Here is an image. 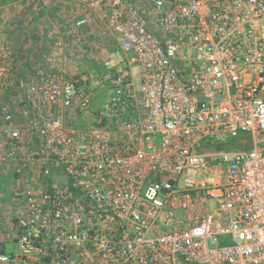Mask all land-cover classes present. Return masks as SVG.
<instances>
[{
  "label": "built area",
  "instance_id": "built-area-1",
  "mask_svg": "<svg viewBox=\"0 0 264 264\" xmlns=\"http://www.w3.org/2000/svg\"><path fill=\"white\" fill-rule=\"evenodd\" d=\"M75 1L113 34L103 67L119 70L109 119L85 129L59 41L16 83L0 21V164L25 178L0 264H264V147L200 151L264 134V0Z\"/></svg>",
  "mask_w": 264,
  "mask_h": 264
},
{
  "label": "crops",
  "instance_id": "crops-1",
  "mask_svg": "<svg viewBox=\"0 0 264 264\" xmlns=\"http://www.w3.org/2000/svg\"><path fill=\"white\" fill-rule=\"evenodd\" d=\"M83 17H87V22L81 27H76L75 23ZM0 21L3 24V36L8 54L20 64V69L12 74L14 82L22 83L26 80L28 72L36 67L32 65V62L37 61L38 58H46L51 44L58 40L60 55L57 72L64 80L72 81L85 90L89 89L90 83L85 81L90 77L93 79L103 77L113 84L112 80L119 70H105L103 60L115 46L114 36L95 13L86 11L79 2L75 0H0ZM105 46L110 48L103 49ZM79 82L81 84L78 85ZM95 84L97 82H94ZM6 95L4 90H0V97L6 98ZM68 121L72 128L85 129L91 126L93 119L86 113H74L69 115ZM246 135L250 136L253 142L264 144V138L258 139L262 134L255 140L253 136ZM233 139H237L235 142L237 145L247 143L245 138ZM228 147L233 146H226V149ZM211 149L212 146L209 145L200 147V151L203 152L213 151ZM4 168L13 172L12 165L0 164V174ZM210 170L212 173L220 171L212 167ZM3 230L5 228L0 229L2 232L0 238Z\"/></svg>",
  "mask_w": 264,
  "mask_h": 264
},
{
  "label": "rangeland",
  "instance_id": "rangeland-1",
  "mask_svg": "<svg viewBox=\"0 0 264 264\" xmlns=\"http://www.w3.org/2000/svg\"><path fill=\"white\" fill-rule=\"evenodd\" d=\"M109 46H105L103 49L108 50ZM44 60V58H38L37 61L32 62L33 66H36V62L41 63ZM131 73L133 74V82L135 85V88H139V69L132 67ZM86 72V71H85ZM87 73V72H86ZM99 77H96L93 79V77H90L89 79H86L85 83H90L89 89L86 91L88 92L90 103L85 112H82V114L86 113L88 117L92 118L94 121L99 117H105L106 120L109 119L108 115H106L105 112V104L107 101V97L109 94H112L114 91V86L111 81L104 79L101 77L100 79H97ZM94 82L97 84L94 85ZM81 84V82L78 83V85ZM77 85V84H76ZM130 110L126 108L123 112V118L124 119H131ZM241 138H245L247 140V143L245 145H237L235 142H237V139L230 138L228 136H225V142L223 144H220L215 141H209V140H203L201 141V146H212L213 152L216 151H231V150H247L254 146L253 140L250 138V136L246 134L239 135ZM238 137V138H239ZM264 134L258 137L259 140H263ZM159 136L155 138V141L153 143H159ZM226 146H233L232 148H227ZM258 147H264V144L259 142L257 144ZM220 164V166H218ZM226 163L222 161V159H218L217 161L211 163L212 168L216 169H224V166ZM13 170V169H12ZM23 177H17L14 175V173L8 169L4 168L1 171L0 174V229L7 228L12 224L13 217H15L16 209H17V202H16V196L15 191L17 188L23 186L24 184ZM46 183L49 184V186H52L53 183H59L64 178L57 177L56 179L52 180L50 177L46 178ZM199 180V179H198ZM2 232L0 231V235ZM231 244V238L229 236H222L219 238V245H230ZM16 245L13 242L4 243L3 245V252L5 254L13 253L16 251Z\"/></svg>",
  "mask_w": 264,
  "mask_h": 264
}]
</instances>
